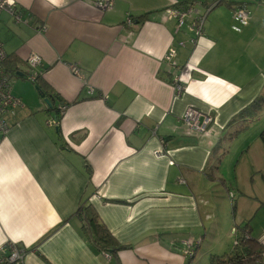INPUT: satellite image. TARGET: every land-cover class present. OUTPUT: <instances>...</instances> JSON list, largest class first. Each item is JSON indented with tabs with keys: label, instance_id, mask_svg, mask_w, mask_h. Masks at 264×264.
<instances>
[{
	"label": "crops",
	"instance_id": "1",
	"mask_svg": "<svg viewBox=\"0 0 264 264\" xmlns=\"http://www.w3.org/2000/svg\"><path fill=\"white\" fill-rule=\"evenodd\" d=\"M14 1L21 21L0 12L6 61L26 73L34 52L41 64L34 84L13 79L23 106L0 132V245L24 246L22 264H194L199 236L219 238L215 196L203 193L218 180L227 202L236 195L235 224L264 232L262 219L253 221L264 210V0L212 7L198 38L165 13L193 0H112L105 10L94 0ZM241 3L249 19L235 31L232 12ZM171 46L175 66L162 60ZM36 86L52 95V110ZM61 103L59 126L47 125ZM188 106L213 115L206 133L186 132ZM230 187L237 193L227 194ZM86 199L126 248L105 256L91 245L75 215Z\"/></svg>",
	"mask_w": 264,
	"mask_h": 264
},
{
	"label": "built area",
	"instance_id": "2",
	"mask_svg": "<svg viewBox=\"0 0 264 264\" xmlns=\"http://www.w3.org/2000/svg\"><path fill=\"white\" fill-rule=\"evenodd\" d=\"M218 1H212L211 3H204L202 5L201 0H193L184 4H175L173 6L165 8V13L167 18L176 19V28L179 29L183 25L187 24L188 29L194 34L195 37H200L204 31V22L207 13L217 4ZM93 5L101 10L108 9L112 6V0H94ZM202 5L204 10L202 13L198 11V6ZM16 7V3L14 0H0V12L3 10L11 13L16 21H21L20 14L14 9ZM232 19L234 24L232 25V29L235 31H240L242 26H245L248 23V11L246 6L241 3L235 6L232 12ZM126 24H131L132 19L127 16L125 19ZM45 29V25L41 27ZM193 43L196 42V39H191ZM183 44L182 42L180 43ZM176 56V49L174 46H171L167 49L165 54L163 55L162 60L171 65L175 66L174 58ZM7 59V54L2 48L0 42V132L6 133L10 128V124L8 122L9 118L15 116L16 111L19 107H22L20 99L15 97L11 93L12 81L17 75L16 71L20 70H12L6 66L5 62ZM25 62L28 66V71L23 73L27 79L31 81H35L37 79L38 73L33 69L41 64V57L34 52L29 53L26 56ZM71 73L76 76H80V69L75 63H70L68 65ZM173 87L175 89V93L180 94L183 89V82L180 80V76L177 75L173 78ZM94 93V89H89V94ZM59 117L61 118L62 113L66 108V103H61L58 105ZM60 118L56 116H51L47 119L46 124L49 126H59ZM181 120L183 121L186 132L189 134H203L208 130L209 125L213 122V115L210 112L201 111L195 107L188 106L184 110ZM156 154L163 153L162 150L158 149L155 151ZM172 163V161H170ZM178 182H183V178L178 177ZM232 233L234 234V242L233 247H237L239 244L238 241V232H240L238 226H233L231 228ZM244 237H249V234L244 232ZM256 241L260 244L261 249L258 254L252 255L250 259H252L251 264H264V236L257 238ZM184 255L191 256L193 253V245L188 241L184 243ZM105 256H108L107 253H104ZM25 255V247L19 246L16 243L5 242L0 245V264H22L23 258ZM232 264V263H225Z\"/></svg>",
	"mask_w": 264,
	"mask_h": 264
},
{
	"label": "trees",
	"instance_id": "3",
	"mask_svg": "<svg viewBox=\"0 0 264 264\" xmlns=\"http://www.w3.org/2000/svg\"><path fill=\"white\" fill-rule=\"evenodd\" d=\"M215 1V0H211ZM218 1L217 5L221 4V2H225V0H216ZM8 61L5 62L6 66L9 68ZM37 87V91L39 95L44 99V97H52L47 91L42 90L39 86ZM52 101V100H51ZM48 110L53 109V105L47 106ZM57 118L59 117V110L56 109V113L54 114ZM259 138L261 139L262 143H264V129L261 130L259 133ZM86 173L88 177L91 174V169L88 165L85 166ZM75 215H77L82 222L81 230L83 235L89 240L91 245L96 248L97 250L107 253L108 255H114L119 249L126 248L127 245L120 244L116 241L113 237L111 232L106 228L104 223L99 219V215L93 206L90 204L89 200H81L75 210ZM240 232H238V241L239 244L237 247L231 248L228 253L224 255H212L211 261L213 264H225V263H232V264H251L252 259L250 257L260 252L261 246L251 236L250 230L246 227H238ZM244 232L249 234V237H244ZM26 251V249H25Z\"/></svg>",
	"mask_w": 264,
	"mask_h": 264
},
{
	"label": "rangeland",
	"instance_id": "4",
	"mask_svg": "<svg viewBox=\"0 0 264 264\" xmlns=\"http://www.w3.org/2000/svg\"><path fill=\"white\" fill-rule=\"evenodd\" d=\"M222 4H223V2H221L220 5H222ZM10 66H14V65L12 64ZM26 80L29 83H32V84L35 83L34 81H31L27 78H26ZM261 108L262 109L260 110L258 115H261L262 117H264V104L261 105ZM256 109H260V107L258 106V107H256ZM223 164H224V162L221 165H223ZM230 166H231V163H229V165L226 168L224 166V168L226 170L224 168H222L224 175L230 171V169H231ZM221 178H222V176H221ZM224 178L226 179L225 176H224ZM222 183H220L218 180V182L215 183L216 185L213 184L214 186H211V184H210V186L207 188V190H204V192H203V193L208 192V194H210V197L215 196L212 198L213 202L212 203L210 202V204L214 205L212 210L214 213H217L219 216V224L221 226V229L216 230V232L215 231L213 232L214 235L218 236L219 238L218 239L215 238V240L212 241V239L214 237L212 238L210 236L211 234L209 235L208 232L207 233L205 232L203 236L202 235L199 236V240L195 241V244H197L198 247L196 249L197 252H196V255H195L194 261H193L194 264H209L211 254L222 255V254L228 253V251H230L232 248V245L234 242V234L232 233L231 228L233 226H238V225H236L235 224L236 222L234 220H232V216H231L232 204L231 203L236 198V195H235V197L232 198L231 202L230 201L227 202L226 201V196H227L226 195V189H224L225 185H223ZM237 191L235 192L234 187L233 188L230 187V190L227 191V194L228 193L231 195L236 194ZM226 205H228L229 210H227ZM228 212H229V216H228V222L229 223L227 225V224H225V214L227 215ZM259 219H262V223H264V210H262V209L256 211L255 217L253 218V221L254 220L258 221ZM215 224H213V225H215ZM256 225H257V223H256ZM256 225H255L256 228L252 230L253 235L251 234V236H253L255 239H257V238L259 239V237L264 236V232H260V231L258 232V226H256ZM225 236H228V238H226Z\"/></svg>",
	"mask_w": 264,
	"mask_h": 264
},
{
	"label": "water",
	"instance_id": "5",
	"mask_svg": "<svg viewBox=\"0 0 264 264\" xmlns=\"http://www.w3.org/2000/svg\"><path fill=\"white\" fill-rule=\"evenodd\" d=\"M15 74H16L17 76H23V73H22L21 71H16ZM36 89H37V88H36ZM43 100H44V102H45V104H46L47 106H51L52 101H51V98H50L49 96L44 97Z\"/></svg>",
	"mask_w": 264,
	"mask_h": 264
}]
</instances>
